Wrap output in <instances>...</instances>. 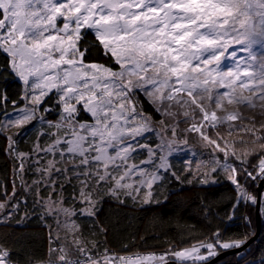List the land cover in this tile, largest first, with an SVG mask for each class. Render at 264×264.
<instances>
[{
    "label": "snow or ice",
    "instance_id": "obj_1",
    "mask_svg": "<svg viewBox=\"0 0 264 264\" xmlns=\"http://www.w3.org/2000/svg\"><path fill=\"white\" fill-rule=\"evenodd\" d=\"M89 33L117 67L84 61L87 49L79 42ZM0 52L25 89V103L5 112L0 124L9 154L19 161L14 172L20 186L36 195L44 214L63 230L65 241L72 237L70 245L50 247L48 264H207L218 249L246 242V236L224 240L217 231L189 247L159 254H119L107 248L93 254L77 235L73 217L77 211L95 216L105 195L120 203L129 197L152 203L153 186L164 178L161 171L169 170L168 157L188 144L189 133L209 149L200 182H209V173L219 170L235 186L237 203H258L239 177L264 179V0H0ZM226 61L227 70L222 66ZM53 91L60 105L56 122L38 115L51 110L40 105ZM140 94L162 117L171 118L170 136L158 132L151 116L138 107ZM241 107L259 109L260 119L245 116ZM81 111L91 120H79ZM180 116L188 127L177 139ZM33 121L53 131L40 132L47 142L41 145L38 139L31 153L17 151L7 133ZM158 123L164 125V120ZM148 133L160 137L155 148L143 142ZM239 133L238 144L225 138ZM144 148L147 159L137 163V150ZM251 156L256 159L250 163ZM28 162L37 174L31 185L22 175ZM73 178L78 184L73 205L79 203V209L66 206L63 198L60 181ZM16 187L14 179L0 210L9 195H16ZM9 206L14 211L19 203ZM9 256L0 245V264H12Z\"/></svg>",
    "mask_w": 264,
    "mask_h": 264
},
{
    "label": "trees",
    "instance_id": "obj_2",
    "mask_svg": "<svg viewBox=\"0 0 264 264\" xmlns=\"http://www.w3.org/2000/svg\"><path fill=\"white\" fill-rule=\"evenodd\" d=\"M9 69L7 55L0 52V70ZM12 83L9 77L0 78V124L3 123L6 112V92ZM245 95H248L247 91ZM137 104L143 108L145 114L155 120V124L163 119L166 122L163 127L170 126L168 118L156 112L143 94H140ZM229 110H232V106H229ZM241 111L245 116L260 119L259 109L251 111L241 107ZM220 114L222 113L218 112V115ZM158 125L161 126L160 123ZM219 130L225 132L223 126ZM50 131L53 129L47 125L33 121L26 129H19L20 135H13L16 141L14 147L17 151L31 153L38 139L41 145L47 142L46 136L39 135L40 132ZM208 133L214 138L212 129L209 128ZM147 135L150 137L143 142L154 148L158 144L157 138L152 133ZM186 135L202 152L203 160H208L209 149L198 139L197 134ZM242 135L239 133L225 138L238 144ZM185 158L189 157L175 156L171 159L169 170L162 173L164 178L153 186L155 201L152 203L143 205L141 202L132 201L131 198H124L125 202L120 203L107 196L95 216L81 215L78 211L75 219L86 250L93 254L103 252L105 248L109 252L119 254H159L169 248L191 246L218 231L224 240L246 236L249 243L245 242L240 247L247 246L243 252L225 257L223 255L212 264H264V212H260L258 220L256 204L243 201L237 203L238 193L235 186L219 170L217 173H209V182L201 183L202 174ZM255 159V156H251L249 162ZM16 165L17 160L9 154L5 135H0V201H5V190L11 194L13 180L19 179L14 172ZM173 172L175 175H172ZM239 179L251 194L258 197L255 180L243 176ZM256 181L262 179L257 177ZM63 184V191L66 193L64 196L69 202L74 192L78 191V184L75 179L70 183L63 181ZM16 196L11 202H18L19 209L12 219L8 218V222L0 225V245L9 250L12 264H48L50 247L56 248L64 242L56 239L53 230L49 228L48 218L38 211L40 208L36 196L30 200L25 190ZM76 205L80 206L79 203ZM259 209L264 210L262 194ZM236 249L239 248H230L228 251Z\"/></svg>",
    "mask_w": 264,
    "mask_h": 264
},
{
    "label": "rangeland",
    "instance_id": "obj_3",
    "mask_svg": "<svg viewBox=\"0 0 264 264\" xmlns=\"http://www.w3.org/2000/svg\"><path fill=\"white\" fill-rule=\"evenodd\" d=\"M84 32H88L89 30L87 29H84L83 30ZM79 47L81 49H87V51L85 52L84 54V61L85 62H95V63H101V64H105V65H110L112 67H117L116 65L113 64V61L110 60L108 58V56H106L103 51H102V48L101 46H99L98 42L95 40L94 38V35L89 33L87 35H85L79 42ZM238 47V46H237ZM229 51H231V49H229ZM241 56H244L246 55L245 53H240ZM223 60V58H222ZM225 70H227V68L230 66V62H224L223 65ZM5 77H9L10 79H12L13 83L9 86V88L7 89V92H6V104H5V110L7 113L11 114L13 113L16 109L20 108L25 102L24 100L22 99L23 95H24V85H23V82L19 79L18 76L15 75V73L11 70V68L7 71H1L0 70V78H5ZM218 91H224L225 89H217ZM246 93V91L244 92V94ZM140 99V95H138L136 97V100L138 102V100ZM49 107L51 110L50 111H47V112H40L38 113V115H43L44 116V119L46 121H52V122H56L59 118V115H60V105L57 103V98H56V94H55V91H53L52 93L49 94V96L45 97L44 98V102L43 104L40 105V108L41 109H44L45 107ZM79 120L81 121H90L91 120V117L88 113L84 112V111H81L80 112V115L78 117ZM177 119L180 121L177 125H176V134H177V139H181L183 138L182 136L185 135V133H183V129L188 127V125L184 124L183 123V120L185 119L184 117L180 116V117H177ZM154 122L155 120L152 119ZM168 120L170 121L171 123V118L169 117ZM153 122V127L158 131V132H161L163 135L165 136H170V126L168 127L167 130H165V128L163 127V125H158L155 124ZM164 124H166V122H164ZM159 128H158V126ZM16 130V131H14ZM13 132V133H12ZM16 132H19V129H11L7 135H14ZM150 134V133H149ZM155 135V137L157 138L158 140V143L160 142V137L158 135H156L155 133H152ZM190 135H192V133H189ZM189 135V136H190ZM148 136V135H147ZM14 137V136H13ZM150 136H148L149 138ZM188 139V144L187 145H179V148L181 149L179 152H174L173 155L169 156L168 157V160H169V164L171 162V159H173V157L175 156H181V157H186L188 156L189 158L185 160L188 162V163H191L192 166H195V169H197V165L199 164L200 165V168H199V174H203L205 171H207V169L205 168L204 164L202 163V161H204V157L202 156V152L199 151V149L197 148V146H194V144L191 142V140L187 137ZM146 143V142H144ZM147 144V143H146ZM148 145V144H147ZM155 148V147H154ZM140 150V151H139ZM139 155L136 156V162L139 163L140 160H143V159H147V151L148 149L147 148H144V149H138L137 150ZM192 153H195V155H192ZM144 155V156H143ZM19 161H17V165H18ZM34 165L31 164V162H28L26 163L25 165V168H26V171L22 174L23 175V180L31 185L32 184V181L35 180L37 178V174L31 170V169H34ZM164 171L162 170L161 171V174L163 173ZM19 177V176H18ZM74 179V178H73ZM72 181V180H71ZM15 182H16V195L20 194V192L24 191L25 188L24 187H21V180L20 178L19 179H15ZM60 182H63V181H60ZM60 182L57 183V189H59V185H60ZM68 182V181H66ZM255 184H257L256 186V189L258 191V202H259V189L261 188V194H262V198L264 200V179H262V181H259L257 182L255 180ZM13 189L11 190V193H12ZM29 199L30 200H33L34 197L33 196H36L35 194H33L32 191L30 190H25ZM45 192V194H44ZM47 190L46 189H41V195L42 196H47ZM64 194L66 195L65 191H63V198H64V201H65V204L66 206H74V207H80L78 205H73V200L70 198L69 199V202L68 200L65 198ZM14 196L15 199L17 196ZM55 195V194H53ZM155 193L153 192V202L155 201L154 200V196ZM45 196V197H46ZM107 195H105L104 197H102V199L99 201L98 205H97V210L96 212L98 211V209L100 208V206L102 204H104V199H106ZM110 197V196H109ZM13 198V196L9 195V202L6 203V207L3 209V210H0V225L3 224L5 221L8 222V218L9 219H12L16 213L18 212V209L19 208H16L14 211L12 210V208L9 206L10 202H11V199ZM130 198V197H129ZM14 199V200H15ZM37 199V197H36ZM38 200V199H37ZM132 200V199H131ZM133 201V200H132ZM0 202H5L4 200L3 201H0ZM134 202H140V198L137 197V200L134 201ZM39 203V202H38ZM149 204V203H148ZM38 207L40 208L38 211L40 212V214L43 215V217H47L48 220H49V228L51 230H53L54 232V235L56 236V233L57 231L60 232V239L64 242L63 244L65 243H68L70 245V241L72 239L71 235L68 236V240L67 242L65 241V236H64V232L62 229H58L57 228V223L56 221L54 220V218L50 215H45L44 212H43V209H42V206L41 204H37ZM37 205L35 207H37ZM143 205H147V204H143ZM260 207V206H259ZM258 207V203L256 204V208H257V212H256V215H257V219H258V215L263 213L264 210H260ZM34 208H32L31 211H33ZM78 212V211H77ZM261 212V213H260ZM77 215V214H76ZM76 216L73 217V219H75ZM61 219H63L61 217ZM76 221V219H75ZM78 225V224H77ZM78 236H80V228H79V231L77 233ZM81 238V236H80ZM82 239V238H81ZM249 243L248 241H246V244ZM245 244V243H244ZM187 247V246H185ZM189 247V246H188ZM182 248V247H181ZM74 250V249H73ZM226 251H228L229 249H225ZM237 250V249H236ZM236 250H233V251H228V252H224L223 249H218L217 250V255L215 256H211L208 258V262L207 264H212L214 263V261L216 260H219L220 257H222L224 255L225 256H230V254H238L236 252ZM245 250V249H244ZM243 250V251H244ZM243 251H240L239 253L243 252ZM218 258V259H217ZM169 259L172 260L173 258L171 256H169ZM215 261V262H216Z\"/></svg>",
    "mask_w": 264,
    "mask_h": 264
},
{
    "label": "water",
    "instance_id": "obj_4",
    "mask_svg": "<svg viewBox=\"0 0 264 264\" xmlns=\"http://www.w3.org/2000/svg\"><path fill=\"white\" fill-rule=\"evenodd\" d=\"M261 188L259 189V202H258V207L260 206V197H261ZM260 218L258 217V220H259ZM247 246H245L244 248H239V249H237L236 250V252L237 253H239L240 251H243L245 248H246Z\"/></svg>",
    "mask_w": 264,
    "mask_h": 264
},
{
    "label": "bare ground",
    "instance_id": "obj_5",
    "mask_svg": "<svg viewBox=\"0 0 264 264\" xmlns=\"http://www.w3.org/2000/svg\"><path fill=\"white\" fill-rule=\"evenodd\" d=\"M258 216L260 217V214Z\"/></svg>",
    "mask_w": 264,
    "mask_h": 264
}]
</instances>
